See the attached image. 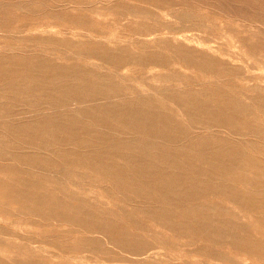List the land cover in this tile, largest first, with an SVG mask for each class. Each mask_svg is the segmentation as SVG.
Listing matches in <instances>:
<instances>
[{"label": "bare ground", "instance_id": "bare-ground-1", "mask_svg": "<svg viewBox=\"0 0 264 264\" xmlns=\"http://www.w3.org/2000/svg\"><path fill=\"white\" fill-rule=\"evenodd\" d=\"M48 1L49 6L43 5V0H0V15H7L0 20V33L33 34L36 37L29 41L36 45L72 42L86 50L79 55L94 56L100 64L87 56L78 57L81 64L66 66L56 60L65 58L52 54L0 53V161H24L70 179L97 176L121 192L161 202L166 207L130 209L129 218L141 212L139 220L151 221L177 238L184 260L202 252L208 259L205 264L222 262L221 249L238 245L232 229L241 224L220 209L207 212L203 198L221 194L236 207L251 205L253 200L242 198L230 180L219 185L212 180L253 164L237 142L215 134L194 135L191 130L259 132L264 124V106L260 105L264 104V0ZM211 2L217 12L230 9V14L225 13L231 18L229 23L218 13V18L208 15ZM234 5L241 11L251 8V14L240 17L241 21L231 11ZM101 11L115 15L117 24L127 17L142 21L125 26L134 34H114L111 26L109 33L101 28L93 31L91 24L101 25L89 17H100ZM234 26L244 28L247 36L234 37L229 32ZM130 45L136 53L130 51ZM104 65L113 71L106 68V73L100 72ZM126 65L138 74L129 86L122 83L129 79L122 72ZM184 72L216 81L201 84L196 91L189 78L182 76ZM222 77L230 81L222 82ZM159 82L166 84L158 87L155 84ZM234 84L239 85L238 90L231 88ZM149 92L160 96V101L152 102ZM244 98L259 104L262 115L254 116V107L244 103ZM162 101L181 106L180 115L186 116L187 123L178 120ZM86 102L92 104L79 106ZM28 107L51 112L21 121ZM66 144L90 152L57 149ZM20 146L51 149L55 161L39 153H21ZM0 176L10 177L7 181L0 178V244L6 247L39 241L53 233L68 237L83 231L78 244L62 251L89 255L76 257V261L168 264L176 260L167 240L156 235L159 232L140 240L122 228L110 212L95 209L64 190L62 184L49 188L34 179H23L21 176L39 175L14 165H0ZM93 235L103 237L112 248ZM0 264L6 262L0 260Z\"/></svg>", "mask_w": 264, "mask_h": 264}, {"label": "rangeland", "instance_id": "rangeland-1", "mask_svg": "<svg viewBox=\"0 0 264 264\" xmlns=\"http://www.w3.org/2000/svg\"><path fill=\"white\" fill-rule=\"evenodd\" d=\"M178 1H184V0H178ZM212 1H215L217 3L225 2V0H212ZM42 3L45 6L51 5V2H49L48 0H43ZM216 7L217 6L211 2L209 6L208 15L210 17L218 18V15H215L218 13L219 18H221L224 22L229 23L231 18L228 19L229 17L225 13L228 12L230 14V11H229L230 9L227 10V12H224L222 10L217 12ZM233 7L231 11L235 14V16L237 15V18L240 19L241 21L243 20L240 17L243 18L245 17L243 15L251 14V8L249 7L243 8L245 9L243 11L236 10V9H239V6L235 8V5H234ZM118 11L119 10H116V12ZM224 15H226L227 18ZM4 18H7V15L1 14L0 20H3ZM89 18H90V21L94 23L97 22L96 24L101 25L100 27H95L96 25L92 26L91 24L90 28H92L93 31L96 30L97 28H101L103 32L105 33H109L111 31L114 34L118 33L119 35H124L125 32L127 33V35L134 34L133 31H129V29H126L125 26L127 25V23H130L131 21L132 22L142 21V19L137 18V17L135 18L127 17V19L122 18L125 20H122L121 22H119V24H117L116 22L115 23L113 22L116 16L106 14L104 11H101L100 17L91 15ZM241 21L238 22L239 25H241ZM102 23H104L103 25L104 26L106 25V26L104 27ZM108 23L110 25H108ZM111 23H114V26H112ZM245 23L247 22L244 21V24ZM118 25L121 27V29H119ZM110 26L111 28L113 27L111 30L109 29ZM103 28H106V29H103ZM118 29L120 32L118 31ZM244 31L246 30L244 28L242 29V27L240 26L239 27L234 26L232 30H229V32L232 35H234V37L235 35H238L239 37L240 35L241 37L247 36V33ZM47 36L48 35H44L43 38H47ZM35 37L36 36L33 34H28V35H25L24 37H20V36L14 35L13 33L11 34L0 33V53L18 54V53L25 52V53H29L33 55L52 54L54 57L59 56V57L65 58L61 60L60 59H56V60L58 64H62L66 66H70L73 64H81V61H80L81 59H79L78 57L87 56L86 57L87 59H91L92 57V61H94L96 64H100V62L97 61V59L94 56H91V55L88 56L86 54L79 55L80 53H86V50H84L81 47L75 46L74 43L72 42H69L72 45H60V44H54L52 42L36 45L35 43H31L29 41ZM53 37L59 38L58 36H53ZM27 45L29 47H26ZM128 47L133 54L137 52L136 48H134L133 45H130ZM161 53L162 54L164 53L165 55H169V52H166V51H161ZM103 67L105 68H103L102 71H100L102 73L103 72L106 73V68L109 69L110 71H113V68L110 66L104 65ZM122 72H124V75L127 77V79L129 78L127 81H122V83L126 86L131 85L132 81L138 75L137 71H134V69L130 68L129 65L124 66L122 68ZM184 73L185 75H182V76L189 78V81L192 82V86H193L192 89L196 91L199 90L203 85H208V84H211V82L213 83L216 81L214 78H210V77L208 79L207 78L204 79L201 77L199 78L197 74H193L191 72H184ZM224 81L228 82L230 80L228 77H222V82ZM165 84L166 83L164 82L163 83L159 82V84H155V85L160 87ZM201 84L202 86H200ZM173 85H172L173 87L180 86L178 84H173ZM248 85L252 86L253 83H249ZM234 86L235 87H231V88L232 89L236 88L235 90H238L239 85L234 84ZM126 95H128V93H126ZM147 95H150V99L152 100V102L156 103L160 101V96L155 95L154 93L150 94L149 92V94ZM162 102L164 103V106L172 110V112L178 116L177 117L178 120H180L183 124L187 123L186 116L180 115V113L183 110L181 106L173 105L170 102L168 103L164 101ZM243 102L250 104L252 108L254 107L253 108L254 116L262 115L261 110L263 108H261L260 110V108L258 107L260 105L264 106V104H260V105L256 104L248 98H244ZM91 104L92 103L86 102V103L79 104V106L84 107V106H90ZM74 108H78V106ZM25 109H26L25 113H28V114L24 117V119H21V121L31 119L33 116H35L39 112H43V113L51 112V110H43V111L38 112V111H34L32 108H29V107L28 109L27 108ZM191 132L194 135L197 133H200L199 135L215 134L223 139H228L230 141L237 142L239 145L242 146V150L244 152L245 158L253 164V167H244L242 170L236 173H234L235 172L234 171L229 176H224V179L214 178L212 180V182L216 185H219L222 183L227 184L230 180L233 190L236 191L242 198L244 197L245 199L249 198L253 200L251 202V205L236 207L226 199V195L221 196V194L211 193L210 196L208 194L205 198H203L204 199L203 202H205V205L208 207L207 212L214 211L216 208L220 209L223 214L233 217L235 220H237L241 224V227H235L234 229H232L235 232V234H237L236 237L239 240L237 246L236 245H232V246L225 245L221 249V247H218L217 245H210L214 250L221 249L223 251L222 252L223 261L213 263V264H222V263L223 264H244L245 262L247 264H264V124L260 125L259 132H249L243 129L237 132H230V131L228 132L227 130H224V129H212V130H194L193 129L191 130ZM121 136L126 137V138L129 137L127 134H121ZM20 148L21 149L19 151H21V153H32V154L39 153V155L42 154L46 158L50 159L52 162L55 161V156L52 154L53 150L51 149L41 147V149L38 150L37 147L30 148L26 146L24 147L20 146ZM57 149L71 150V151L77 150L79 152L82 150V149L76 148L73 144H66V145L58 146ZM88 152H90L89 149L82 150L81 154H85ZM0 165L1 166L2 165H14L20 171L24 172L25 170V171H32L34 173H37V175L39 176H21V177L23 179H28V178L34 179L36 182L40 184L45 183L46 185H48L49 188L57 187L59 184H62V186H64L63 187L64 190L74 193L79 199L86 201V203L87 202L91 203L92 204L91 206H93L95 209L102 208L103 210L110 212L111 216L115 218L116 222L122 228L132 233L133 235L137 234L136 236H138L137 238L140 240L150 239L153 234H156L159 232V234H156V235L162 236L161 239L167 240L166 244H169V248L171 249V255L173 256V258H176V260L170 261V263L168 264H201V263L205 264V262H207L208 260L206 259L205 254H203L202 252H201V255L190 254L189 257H185V260H184V255L180 247L181 243L179 242V240H177V238H172L169 232L165 231L164 229L163 230L160 229L155 223L151 221H147L144 219V222H143L141 221V219L139 220L140 216H142L141 218H143V215L141 214V212L140 213L137 212L136 213L137 216L135 218H131V217L129 218V213H131L130 209H135V210L140 211L141 209H146L150 207L152 208L153 207L154 208L166 207V206H162L161 202L159 203L158 201L143 199L141 197L136 196L134 193H125L124 191L121 192L117 190L116 186L113 185L111 182L98 178L97 176H81V178L79 177L78 179H70L66 176H59L57 173H55L54 170L50 168H46L43 166L37 167V166L31 165L30 163H26L24 161H19V162H16L15 160L0 161ZM0 178L3 179L4 181H7L10 179V177L8 178L4 176H0ZM159 204L161 206H159ZM122 220H123V223L121 222ZM82 232L83 231H80L78 234H74L73 236H68V237L64 236L63 233H55V234L53 233V234L48 235V237L45 239H42V240L39 239V241L29 240V242H22V245L12 244L11 247L9 246L6 247L4 246V244H0V260L6 262V264H13L16 262L49 261V260L52 262H56L57 264H68V263L69 264H73V263L74 264H94L93 262H89V259H88L89 263L87 261L82 262L79 260L77 261L74 260V258L76 257L78 258L88 257L89 255L87 253L74 254L69 249H68L69 251L65 253L62 252L63 250L70 248L75 244H78L81 236L83 235ZM92 237L99 238L100 240L99 242L102 245L110 249L112 248L111 246L105 243L106 240L103 237H100L98 235H93ZM202 245H205V244L201 243L200 246ZM3 250H5L6 252ZM71 257L73 259L72 261H71ZM247 260H249L250 262ZM111 264H122V263L114 259V261H112ZM146 264H159V263L151 261V262H147Z\"/></svg>", "mask_w": 264, "mask_h": 264}]
</instances>
